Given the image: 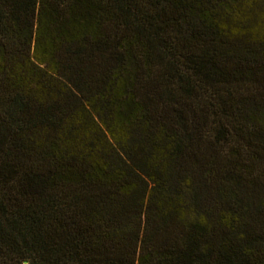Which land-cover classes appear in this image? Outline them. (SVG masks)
I'll use <instances>...</instances> for the list:
<instances>
[{"label": "trees", "instance_id": "1", "mask_svg": "<svg viewBox=\"0 0 264 264\" xmlns=\"http://www.w3.org/2000/svg\"><path fill=\"white\" fill-rule=\"evenodd\" d=\"M0 264H264V0H0Z\"/></svg>", "mask_w": 264, "mask_h": 264}]
</instances>
